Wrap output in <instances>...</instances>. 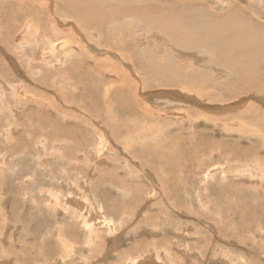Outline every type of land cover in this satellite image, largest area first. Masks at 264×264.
<instances>
[{
  "label": "rangeland",
  "instance_id": "1",
  "mask_svg": "<svg viewBox=\"0 0 264 264\" xmlns=\"http://www.w3.org/2000/svg\"><path fill=\"white\" fill-rule=\"evenodd\" d=\"M263 46L264 0H0V264H264Z\"/></svg>",
  "mask_w": 264,
  "mask_h": 264
},
{
  "label": "bare ground",
  "instance_id": "2",
  "mask_svg": "<svg viewBox=\"0 0 264 264\" xmlns=\"http://www.w3.org/2000/svg\"><path fill=\"white\" fill-rule=\"evenodd\" d=\"M102 1V0H101ZM101 3V2H100ZM94 4V3H93ZM65 6V5H64ZM72 6V5H71ZM101 6V5H100ZM99 6V7H100ZM82 7V6H81ZM91 7L92 6H90V10H91ZM97 7V6H96ZM93 8V7H92ZM87 10L89 9L88 7L86 8ZM94 10V9H93ZM69 11V10H68ZM71 11H72V9H71ZM82 11V10H81ZM86 11V10H85ZM117 11V10H116ZM98 12H100V11H98ZM103 12H105V11H103ZM102 12V13H103ZM125 12H126V10H125ZM77 13V12H76ZM87 14H89V13H87ZM101 14V13H100ZM105 14V13H104ZM106 14L108 15V13L106 12ZM105 14V15H106ZM116 14H117V12H116ZM126 14V13H125ZM120 15V14H119ZM118 15V16H119ZM84 16V15H83ZM90 16V15H89ZM99 16H102V14L101 15H99ZM117 16V15H116ZM85 17V16H84ZM94 17V16H93ZM96 17V16H95ZM103 17V16H102ZM107 17V16H106ZM92 18V17H91ZM104 18V17H103ZM190 18V17H189ZM200 18V17H199ZM89 19V18H88ZM105 19H107V18H105ZM94 20H96V19H94ZM164 20V19H163ZM187 20V19H186ZM185 20V21H186ZM191 20V19H190ZM198 20V19H197ZM195 21L194 19L193 20H191V21H193L194 23H195V26L198 24V21ZM201 20V19H200ZM203 20V19H202ZM159 21V20H158ZM182 21V20H181ZM191 21L189 22V23H191ZM204 21H205V24H206V26H210L211 27V30H209V28H206L209 32H210V35H211V33L214 35V44H216V43H219L220 42V40H222L223 41V43L225 44L224 46H227V48H228V51H230V52H227L226 51V49L225 48H222L223 46H222V44H221V47H220V50L222 51L221 53H224L223 55H224V58H227L228 60H235V62H237V61H239L240 59H233L232 57H231V55H232V52H234V53H236V50L239 48V47H241L242 49L241 50H243L244 51V53L245 54H247V52L249 53H251L252 54V52L254 53V51L256 52V46L254 45H251V44H253V42L252 41H250V42H248V43H246V41H245V44H244V42L242 41V42H232V40L234 39L233 38V36L235 37V34H234V32L232 31V30H226V31H224L223 30V28H217V29H219V31H216V33H214V31L215 30H217V29H214L215 28V26H214V22L213 23H210V22H208V21H206L205 19H204ZM162 22V21H161ZM158 23L156 20H155V23L156 24H158V25H162V28H164V31H165V33H167V34H169V35H171L173 38L172 39H175V40H177L179 43H180V40L179 39H182L183 40V43H184V45H186V46H188L189 44H191V43H193V41L194 42H196V40H194L195 38H193V36H196V35H194V33H193V35H187V32H188V30L187 31H183V29H188V26H181V27H179V24H178V27H175L174 25H171V23H173V22H171V21H168V20H164L162 23ZM88 23V22H87ZM86 23V24H87ZM200 23V22H199ZM202 23H204V22H202ZM82 24V23H81ZM85 24V25H86ZM217 24V23H216ZM83 26V25H82ZM93 26H95V25H93ZM198 26H202V24L200 23ZM204 26V25H203ZM214 26V28L212 29V27ZM218 26V24L216 25V27ZM88 27H90V26H88ZM6 28V27H5ZM180 28V29H179ZM176 33V34H175ZM220 34V35H219ZM187 35V36H186ZM208 36V35H207ZM209 37V36H208ZM211 37V36H210ZM240 37H243L242 35L240 36ZM196 38H198L199 39V35H197V37ZM204 38V37H203ZM212 38V37H211ZM201 39V38H200ZM181 40V41H182ZM199 41H201V40H199ZM205 41V40H204ZM205 43H206V41H205ZM233 43V44H232ZM231 44V45H230ZM92 45V44H91ZM220 45V44H219ZM183 46V45H182ZM249 46V47H248ZM53 47V46H52ZM61 47V46H60ZM244 48V49H243ZM248 48V49H247ZM260 48H262V49H264V46L263 47H260ZM55 49H57V47L55 48ZM250 49V50H249ZM257 50H260L261 51V49H257ZM247 51V52H246ZM52 53V52H51ZM61 53V52H60ZM115 53V52H114ZM243 53V52H242ZM249 53V54H250ZM263 53V52H262ZM258 54H260V53H258ZM264 54V53H263ZM219 55H220V53H219ZM227 55H229V56H227ZM248 55V54H247ZM247 55H246V57H247ZM42 56H44V55H42ZM49 56V55H48ZM233 56V55H232ZM235 57H236V55H235ZM255 58V57H254ZM253 58V59H254ZM258 58H260V57H258ZM258 58H255L256 59V61L258 60ZM261 58H262V56H261ZM221 59H222V56H221ZM245 59V58H244ZM243 59V60H244ZM264 59V58H263ZM249 60H250V62H249ZM60 61V60H59ZM66 61V60H65ZM217 61V60H216ZM242 61V60H241ZM215 62V61H214ZM226 62V61H225ZM229 61H227V63H228ZM252 62H254L253 60H252ZM58 63V62H57ZM57 63H55V65L57 64ZM251 63V58L249 59L248 58V60L247 61H245L244 60V63L243 64H240L241 65V67H240V65H239V67L237 66V69H236V74H237V76H245L246 77V75H245V73H246V69H247V67L248 66H250V65H252V64H250ZM253 64H256V63H253ZM58 65H59V67H60V64L58 63ZM237 65V64H236ZM236 65H233V66H235L234 68H236ZM131 66V65H130ZM255 66V65H254ZM253 65H252V67L255 69V67H254ZM57 67V66H56ZM55 67V68H56ZM59 67H57V68H59ZM251 67V66H250ZM242 68V69H241ZM244 68V69H243ZM178 70V69H177ZM179 72V71H178ZM244 74V75H243ZM254 76V75H253ZM1 80V79H0ZM255 81V80H254ZM0 84H2L1 82H0ZM263 84V83H262ZM5 85V84H4ZM19 85V84H18ZM5 87V86H4ZM256 87V86H255ZM261 88V87H260ZM5 89V88H4ZM13 89V88H12ZM20 89V88H19ZM17 89L15 88V91H16ZM20 90H22V89H20ZM20 90H18V91H20ZM108 90V89H107ZM3 91V90H2ZM108 91H110V90H108ZM23 92V91H22ZM2 93V92H1ZM20 93V92H19ZM185 97V96H184ZM189 98V97H188ZM123 111V110H122ZM124 111H125V109H124ZM117 131V130H116ZM115 131V132H116ZM128 148V147H127ZM70 201V200H69ZM96 206V205H95ZM69 207V206H68ZM77 209V208H76ZM100 209V208H99ZM100 211H102L101 209H100ZM96 213H97V210H96ZM99 213V212H98ZM100 215H102V214H100ZM100 215H98V216H100ZM101 217V216H100ZM88 218V217H87ZM93 218V217H92ZM82 219V218H81ZM102 220V219H101ZM89 221V220H88ZM98 221H99V219H98ZM95 222V221H94ZM103 222V225H105V226H107V229L109 230V231H111L112 229H113V225L114 224H112L113 222H111V221H107L106 219L104 220V221H102ZM99 223V222H98ZM116 225V224H115ZM111 233H112V231H111ZM90 246V245H89ZM135 261V260H134ZM11 262V261H10ZM135 264H136V262H134Z\"/></svg>",
  "mask_w": 264,
  "mask_h": 264
}]
</instances>
